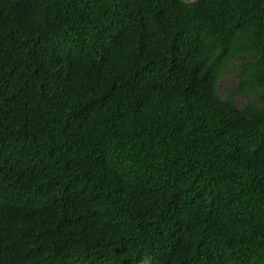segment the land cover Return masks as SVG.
Returning a JSON list of instances; mask_svg holds the SVG:
<instances>
[{
    "label": "trees",
    "instance_id": "obj_1",
    "mask_svg": "<svg viewBox=\"0 0 264 264\" xmlns=\"http://www.w3.org/2000/svg\"><path fill=\"white\" fill-rule=\"evenodd\" d=\"M1 263L264 264V0H0Z\"/></svg>",
    "mask_w": 264,
    "mask_h": 264
},
{
    "label": "rangeland",
    "instance_id": "obj_2",
    "mask_svg": "<svg viewBox=\"0 0 264 264\" xmlns=\"http://www.w3.org/2000/svg\"><path fill=\"white\" fill-rule=\"evenodd\" d=\"M186 2H195L196 0H185ZM238 70L232 71L231 74L222 76L217 82V90L222 99H227L232 97L234 91L236 90ZM248 101H254L245 95L235 96L233 98L234 104L238 108H242Z\"/></svg>",
    "mask_w": 264,
    "mask_h": 264
},
{
    "label": "clouds",
    "instance_id": "obj_3",
    "mask_svg": "<svg viewBox=\"0 0 264 264\" xmlns=\"http://www.w3.org/2000/svg\"><path fill=\"white\" fill-rule=\"evenodd\" d=\"M1 264H3V263H1ZM5 264V263H4Z\"/></svg>",
    "mask_w": 264,
    "mask_h": 264
}]
</instances>
